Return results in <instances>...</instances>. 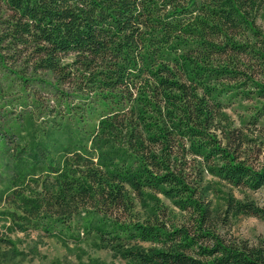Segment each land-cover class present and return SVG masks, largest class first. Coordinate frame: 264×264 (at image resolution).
Here are the masks:
<instances>
[{"label":"trees","instance_id":"16d2710c","mask_svg":"<svg viewBox=\"0 0 264 264\" xmlns=\"http://www.w3.org/2000/svg\"><path fill=\"white\" fill-rule=\"evenodd\" d=\"M0 1V60L52 73L99 112L92 129L52 127L60 158L32 140L0 218L21 231L89 218L128 264H264V236L232 233L264 203L221 189H264V0ZM237 101L251 102L239 126Z\"/></svg>","mask_w":264,"mask_h":264},{"label":"rangeland","instance_id":"374dc122","mask_svg":"<svg viewBox=\"0 0 264 264\" xmlns=\"http://www.w3.org/2000/svg\"><path fill=\"white\" fill-rule=\"evenodd\" d=\"M10 14L0 1V22ZM259 23L264 29V10ZM85 97L69 86L59 85L48 71L26 69L22 62L11 57L0 60V193L11 187L15 170L28 172L19 163L26 158L34 138L47 142L51 158H60L62 152L53 145L54 135L65 146L68 141L65 135L51 133L54 125L73 122L83 131L97 125L99 112L89 114ZM249 105L251 102L237 101L228 108L227 113L236 126L248 116ZM258 126L254 136L262 150L254 162L264 166V117ZM221 189L232 191L240 199L264 203V189L241 191L223 183ZM214 203L217 205L219 200ZM10 208L7 201H0V213ZM89 222L86 217L74 218L64 226L51 223L47 229L21 231L0 218V264H128L113 250L100 247L96 235L87 232ZM232 224L234 235L252 241L264 236L261 218L239 215L233 218Z\"/></svg>","mask_w":264,"mask_h":264}]
</instances>
